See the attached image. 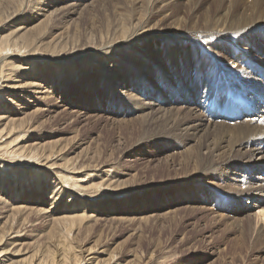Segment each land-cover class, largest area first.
I'll list each match as a JSON object with an SVG mask.
<instances>
[{
    "label": "rangeland",
    "instance_id": "1",
    "mask_svg": "<svg viewBox=\"0 0 264 264\" xmlns=\"http://www.w3.org/2000/svg\"><path fill=\"white\" fill-rule=\"evenodd\" d=\"M159 6L168 12L154 17ZM241 6L258 18L264 12V4L255 7L247 0H0V35L25 24L29 31L23 38L41 44L53 61L37 66L38 74L47 73L52 88L35 103L27 100L30 94L16 98L4 92L9 102H0V114L12 111L17 129L31 127L13 147L61 150L59 164L80 162L83 169L76 178L85 180L83 188L90 190L85 207L94 217L84 222L78 236L69 235L78 259L84 257L80 251L100 246L106 250L100 259L110 253L116 257L114 264H138L140 258L142 264H264V228L244 212L251 205H257V212L264 209V184L257 186L249 178L254 172L245 164L249 153H205L208 140L228 148L239 142L209 134L182 135L180 124L186 118L178 110L187 97L181 91L188 88L187 83L181 87L182 78L205 73L200 66L206 50L193 30L224 19L230 9L235 20ZM40 11L43 15L37 17ZM146 21L150 31L160 34L141 44L132 63L127 48L113 45ZM101 41L112 45L105 51H111L109 57H101ZM163 75L169 82L162 81ZM163 99L174 108L164 111L149 104L155 101L163 108ZM38 160L34 155L29 162ZM234 171L242 175L240 180L230 179ZM21 180L6 188V199L13 195L21 199L16 207L25 201L45 212L31 219L19 243L53 249L48 238L58 230L51 227L52 219L61 216L63 205L56 203L54 214L47 217L52 195ZM242 193L246 196L239 197Z\"/></svg>",
    "mask_w": 264,
    "mask_h": 264
},
{
    "label": "bare ground",
    "instance_id": "2",
    "mask_svg": "<svg viewBox=\"0 0 264 264\" xmlns=\"http://www.w3.org/2000/svg\"><path fill=\"white\" fill-rule=\"evenodd\" d=\"M133 1L141 3L142 0ZM247 2H251L255 7L264 4V0H247ZM153 5L152 2L147 21L153 12ZM166 8L159 6L154 12V17L165 13ZM241 9L243 10L242 13L236 15L235 20H232L235 15H231L232 10L230 9L228 10V16L224 19L207 21L205 25H201L202 28L199 30H193L200 40V45L206 50V62L202 67L200 66V70L205 73L190 77L188 75L182 78L181 87H184V83H187L188 88L181 89L183 96L187 95V97L181 103L182 108L181 106L178 108L182 112L183 118H186V121H182L180 124V131L184 136L209 134L217 137L221 136L222 139H237L239 143L234 148H228L227 144L223 143H219L218 146L208 140L205 144V153L214 151L233 152V149L239 153L248 152L249 157L245 164L252 166L251 171L254 172L249 178L255 181L257 186H262L264 184V122H262L264 121V12L258 18L256 14L249 15V9L246 6H241ZM42 15L43 11L37 13V17ZM13 20H15V16L9 17L6 21L10 23ZM147 21L138 26L129 37H124L123 40L113 45L115 48H118V46L119 48H127L128 58L132 63L139 57L138 53L135 52L141 44L146 40L158 38L157 35L160 34V31H150ZM28 31V27L23 24L13 32L0 35L1 103L9 102L3 94L7 91H11L12 96L16 98L17 94L19 97L30 94L31 96L27 100L34 99L33 102H30L35 103L40 100V95H44L52 88L46 83L47 73L43 75L37 73L39 71L37 70L38 65L53 62L51 56L44 48H40L41 44L39 45L38 42L35 44L30 41V38H23V35ZM190 34L193 35V33ZM193 44L197 43L193 42ZM111 46L101 41V45L98 47L101 54H104L101 57H109L111 51H105ZM91 56L93 57L92 54ZM66 60V58H62L60 61ZM102 64V61L97 62L99 66H102ZM116 68L117 66L114 69ZM21 71H25V73L20 74ZM161 78L165 82L169 79L168 76L164 75ZM135 97L130 96V98ZM174 99H176L174 103H177L178 99L176 97ZM228 99L235 101L237 104L251 105L255 110L254 115L234 121L223 118L213 110V104L216 102L222 106ZM163 101L166 103L163 108L154 103L155 101L149 104L164 111L167 110L165 107L168 109L174 108L166 99L162 100V104ZM3 105L5 106V104ZM7 112V114H0V251H2L0 252V264L115 263L116 257L110 253H107L106 259H100V255L106 251H100V246L98 248L89 247L83 250V253L80 251V255L84 254V257L81 258L80 256L78 259L74 246L75 239L71 240L69 237L71 233L78 236L84 222L94 217V215H88V208L85 207V203L89 201L90 197L86 190H89V188H83L82 183L85 180L76 178L79 172L82 171L80 169H83L78 168L80 162L73 161L69 164H59L58 159L61 157V150L47 152L31 147H13L19 135L29 131L31 127L27 125L22 129H17L15 127V123L18 122L17 119L11 117L12 111ZM34 155L39 157L37 164L29 162ZM16 158H25V160H14ZM239 176L242 175L237 171L229 175L230 179L234 181L240 180L238 179ZM16 178L30 180L40 189L44 188L52 195V197L48 196L51 201V208L46 212L47 217V214H49V217L54 214L56 203L63 205L61 210H58V212L62 211L61 216L52 219L51 227L58 230L55 236L48 238L53 249L49 246L38 248L34 243H19L20 238L27 232V228L31 227L33 223L31 219L39 217L45 211L43 209H32L25 201V204L16 207L15 205L21 199L13 197V195L10 196V199L12 198L10 201L6 199V188L13 186V182L16 183ZM69 181H72L75 187H72L71 184L68 185ZM100 185L106 187L103 183ZM90 188H93V186ZM108 188L107 186L105 189ZM90 193H93V190ZM63 196H66L64 201L62 200L64 199ZM244 196H246L244 193L239 195V197ZM60 198H62V201ZM260 200L261 197H254L255 202ZM30 210H35V212L31 214ZM256 210L257 205L244 208L245 213L256 218V226L264 228V209H259L258 212ZM48 250H51L52 255ZM45 255L48 257L45 258ZM142 260L140 258L138 264H142Z\"/></svg>",
    "mask_w": 264,
    "mask_h": 264
},
{
    "label": "snow or ice",
    "instance_id": "3",
    "mask_svg": "<svg viewBox=\"0 0 264 264\" xmlns=\"http://www.w3.org/2000/svg\"><path fill=\"white\" fill-rule=\"evenodd\" d=\"M262 122H264V121H262Z\"/></svg>",
    "mask_w": 264,
    "mask_h": 264
}]
</instances>
